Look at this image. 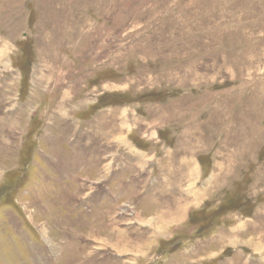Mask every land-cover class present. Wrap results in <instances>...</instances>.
Here are the masks:
<instances>
[{"label": "rangeland", "instance_id": "374dc122", "mask_svg": "<svg viewBox=\"0 0 264 264\" xmlns=\"http://www.w3.org/2000/svg\"><path fill=\"white\" fill-rule=\"evenodd\" d=\"M261 205L264 0H0V264H259Z\"/></svg>", "mask_w": 264, "mask_h": 264}, {"label": "crops", "instance_id": "0c3cea01", "mask_svg": "<svg viewBox=\"0 0 264 264\" xmlns=\"http://www.w3.org/2000/svg\"><path fill=\"white\" fill-rule=\"evenodd\" d=\"M253 250L258 253L259 264H264V205L258 207V209L253 211ZM240 229V228H238Z\"/></svg>", "mask_w": 264, "mask_h": 264}, {"label": "trees", "instance_id": "16d2710c", "mask_svg": "<svg viewBox=\"0 0 264 264\" xmlns=\"http://www.w3.org/2000/svg\"><path fill=\"white\" fill-rule=\"evenodd\" d=\"M28 65H30V64H28ZM20 67V69H21V71H23L24 72V70L26 71V69H27V65H21V66H19ZM25 73H28V72H25ZM251 210V209H250ZM250 212V211H249Z\"/></svg>", "mask_w": 264, "mask_h": 264}, {"label": "bare ground", "instance_id": "6f19581e", "mask_svg": "<svg viewBox=\"0 0 264 264\" xmlns=\"http://www.w3.org/2000/svg\"><path fill=\"white\" fill-rule=\"evenodd\" d=\"M51 1V0H50ZM54 1V0H53ZM69 4V3H68ZM50 10V9H49ZM54 11V10H53ZM90 12V11H89ZM145 93V92H144ZM98 104V103H97Z\"/></svg>", "mask_w": 264, "mask_h": 264}]
</instances>
